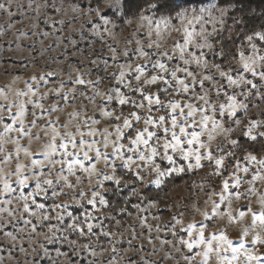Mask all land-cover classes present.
Here are the masks:
<instances>
[{"label": "rangeland", "instance_id": "374dc122", "mask_svg": "<svg viewBox=\"0 0 264 264\" xmlns=\"http://www.w3.org/2000/svg\"><path fill=\"white\" fill-rule=\"evenodd\" d=\"M204 6L213 9L214 14L220 18V23L216 24L215 35L211 39L213 47L211 49L196 47L197 44H202V41L198 39L201 26L192 21L189 15L188 21L191 22V26L186 24L183 32L178 36H170L167 50H165L147 46L149 36L139 28V22L141 16H147L151 18L154 27L167 32L169 27L167 21H172L177 27L181 24L180 19L173 20L172 16L155 15L153 12L144 11L135 18L123 20L121 10L114 11L106 7L104 0L100 4L93 5L91 0H0V166L4 169L6 166L10 168L12 186L18 189L13 195L23 192L31 198L35 191L33 181H30L27 190L20 189L15 183L16 159L14 156L12 163H3L5 153L8 155L14 153L16 145L13 141L19 139L22 145L30 146L33 156L25 158L21 155V161L25 165H30L31 159H45L38 153L45 150L52 137L47 120L43 124L37 121L39 127H31L33 116L39 114L40 109L31 108L30 105H28L29 111L24 126L34 136L38 135L39 139L22 136L15 130L5 135L7 127L15 129L19 125V121L14 117L19 109L14 106V102L30 99L28 96L17 95L29 86L33 91H37V96L31 99L37 103H45L43 115L49 120H58L59 123L55 126L63 135L64 130L69 129L73 124L77 126L72 128V132L77 133L78 126L83 121L87 120L88 124H91L93 118L97 120L94 126L97 132L102 133L105 128L110 132L114 131L113 122L122 123V119L115 120L116 116L121 115L122 106L107 103L106 96L97 97L94 102H90L89 98L93 97L96 91L108 93L110 89L115 90L117 81L113 78V74L118 76L122 65L131 64L133 71L138 66H143L150 71L152 62L161 59L172 66L182 65L183 61L180 60L177 45L185 42L186 32L194 34L193 43L189 45L186 53L199 54L202 51L209 64L217 65L234 77L237 73L246 77L250 76V73L245 74L241 70L238 63L239 53L243 51L246 55L252 54L251 44L247 39L249 36L253 37V43L264 53V41L256 38L257 33H264V31L247 35L240 44L235 46L236 55L232 54L221 61V58L225 56L222 42H231L233 38L239 37L242 29L238 28V22L233 17L231 19L229 9L217 8L212 3ZM208 20L209 23L205 27L208 31H212L211 17H208ZM141 49L149 54L147 59L140 56ZM169 57H171L170 60ZM185 58L187 59L186 54ZM189 68H196V65L192 64ZM209 71H214L215 77L219 79L220 73L214 68L198 69L200 74ZM78 78L90 80L91 84L86 87L79 85L75 83ZM196 78L200 79V75ZM131 83L136 82L131 81ZM254 83L264 87V82L254 80ZM197 88L199 90V85ZM123 90L131 92L130 89ZM233 90L229 89V91ZM153 91L155 92L156 89L154 88ZM252 91L256 90L252 89ZM40 96L46 97V101H41ZM61 96L66 98L61 100ZM260 98V93L257 92L250 105L249 119L255 117L257 120H264V116L261 115L264 108L260 106ZM169 99H180L182 103L184 102L183 97L170 96ZM53 107L59 110L49 114L48 110ZM101 109L113 111L115 116L112 119L106 118L100 114ZM144 113L148 114V110L144 109ZM124 114L126 115L127 112ZM160 114L156 112V115ZM140 127L143 128L144 125L141 124ZM79 130L87 133L89 129L87 125H84ZM130 132L131 130H125L127 137L123 141L125 149L129 146L128 140L135 134L132 132L129 135ZM76 139L80 140L81 137L77 135ZM83 139L89 141L92 138L85 135ZM95 139L100 141L102 137L97 135ZM60 142L58 138L56 143ZM38 144L43 150H36ZM76 151L81 155L85 168H91L93 165L100 168L94 157L84 160L82 153H79V150ZM247 151L250 150L245 152ZM243 155L244 153H241L238 158H242ZM59 158V156L56 157V159ZM133 158L137 157L133 156ZM108 159L111 161L115 157L109 155ZM175 159V167H185L188 163L181 161L178 154L175 155ZM157 163L162 164L164 168L170 167L167 161L161 162L159 158ZM60 167L57 164L56 169H53L54 180L56 179L55 171ZM26 171L30 176L35 175L30 168ZM137 171L138 169L133 173L117 163V175L122 177L121 183L118 185L114 181H104L103 175H100L99 179L105 185L104 189L100 190L96 184L89 185L86 173L77 169L75 175H69L65 166L64 175H69V182L77 184V181H83V183L77 184L74 190H69L63 186V182H60L56 185V191L64 195L53 196L52 189H48L47 196H37L36 203L44 204L43 212L35 205H31L29 214H26L23 212V202L13 200L11 205L13 214L4 215V219L0 220V264H189V261L185 260L188 250L179 243L180 239L187 238L182 227L186 228L189 223H195L197 227L207 226L206 235L210 236L217 229L223 230L227 226L226 219L215 218L212 212L211 203L218 200V195L207 194L214 186L217 193L220 191V178L208 176L207 179L211 181L208 183L205 177L209 169L173 173L174 178L182 177V180L171 185L166 198L151 200V197L157 194L153 191L147 192V188L158 189L171 175L162 178V184L157 187L153 183L145 185L144 180L137 177ZM125 181L129 183L125 184ZM201 184L204 185L203 188L200 187ZM120 185H124L123 188L119 187ZM130 185H133L132 190L127 188ZM257 186L258 195H264V184ZM247 188L248 185L245 184L240 191L244 192ZM81 190L89 194L100 191L106 200L113 190L116 194H123L122 190H124L127 193L122 197L129 206L132 202L133 210L125 212L124 207L112 212L109 204L107 207L99 203L90 205L87 203L90 196L77 197L81 200V203L77 205L69 199V196H75ZM258 195L247 199L242 198L233 203L234 215H238L240 211L245 212L243 222H233L227 227V235L233 241L234 247L240 246L243 239L241 230L252 223V213L258 214L264 211ZM17 204H20L19 208ZM58 204L61 206L59 213L63 215V220L59 222L57 220ZM65 206L71 216L64 213ZM0 207L8 206L0 205ZM221 207L225 213L228 211L227 204L222 203ZM31 212H37V216H31ZM204 212L209 215L203 216ZM41 215L49 216L50 220H41ZM88 216L94 217L88 221L94 225V234L85 231L81 235L71 230L74 221H82ZM174 218L182 219L183 226L175 224ZM45 221L48 223L45 224ZM50 227L54 231L50 232ZM255 231L264 236V229L257 227ZM51 245L56 247L50 248ZM245 247L249 250L254 249L257 255L264 256V246L253 244L251 233L245 240ZM93 252L95 255H92ZM199 261L200 258H197L196 264H199ZM212 264H217L215 257L212 259ZM239 264H246L243 257Z\"/></svg>", "mask_w": 264, "mask_h": 264}, {"label": "snow or ice", "instance_id": "6c2138e0", "mask_svg": "<svg viewBox=\"0 0 264 264\" xmlns=\"http://www.w3.org/2000/svg\"><path fill=\"white\" fill-rule=\"evenodd\" d=\"M193 33H185V42L178 44L177 48L180 52V60L182 65L172 66L166 60H154L151 70H146L143 66H138L134 69L131 64L122 65L118 76L113 74V78L117 81V88L109 90L108 93L96 91L93 97H90V102H94L97 97L106 96V102L109 104L116 103L121 108V115L116 116L115 120L122 119V123L113 122L114 131L119 140L116 144L110 138L112 132L107 128L102 133L95 130L94 126L97 123L96 119H91V124L85 120L78 126L77 133H67L61 135L58 128L55 126L59 121L49 120L43 115L45 111V103H37L31 97L37 96V91H33L29 86L24 92H18V96H28L27 101L20 100L14 102V106L19 109L14 117L19 121L18 127L6 128L5 135L15 130L22 136L39 139L38 135H33L24 123L27 119L28 105L31 108L40 109L39 114H34L31 127H39L47 120V126L50 128L52 137L45 150L38 153L45 157L44 160L31 159L30 165H25L21 161V155L25 158H30L33 153L30 146H24L19 139L13 141L16 148L12 155L5 153L3 163H12L13 156L16 159L15 183L20 189L27 190L30 181L35 183V191L31 198L20 192L19 195H13L17 192V188L12 186V173L5 174L4 167L0 166V205L8 207H0V216L12 215L11 205L13 200L23 202V212L29 214L30 206L35 207L43 212L44 204L36 203V197L40 195L47 196L48 189H52L53 196L64 195L62 192L56 191V185L63 181V186L69 190H74L77 184L83 181H77V184L69 182V175H75V171H80L88 175V183L91 184V179L97 172V165L91 168H85L81 161L95 158L97 164L101 160L110 161L109 155L115 157L110 161V166L113 169L112 173L100 172L103 175L104 181H114L116 184L121 183L120 176L117 175V160H122L121 167L131 170V165L137 161L147 165L158 164L157 159L161 156L165 157L164 161L168 162L170 167L164 168L162 164H158L159 177L153 184L159 187L162 184V178L170 176L173 173H184L193 170L209 169L205 180L208 176L220 178V191H215V186L209 190V196H217L218 200L211 203L212 212L215 218L226 219L227 226L223 230L217 229L212 235L207 236V226L197 227L195 223H189L186 228L182 227L186 239H180L179 243L187 248L188 255L185 260L189 264H196L197 258H200L199 264H212V259L215 257L217 264H239L241 257L244 258L246 264H264V256L257 255L255 250H249L245 247V240L252 234V243L264 246V236L256 233L257 227L264 229V211L252 213V223L241 230L242 240L239 247L233 246V241L227 235V227L233 222L241 223L245 220V212L240 211L238 215L233 214V203L244 198L257 196L259 188L257 185L264 184V120H257L250 116V105L253 103L257 92L260 93V106L264 108V87L254 80L264 82V53L253 43V37L247 39L251 44V55H246L243 51L239 53L238 63L241 66L243 73L250 76L236 74L234 77L227 71L221 70L217 65L209 64L204 58L205 54L201 51L199 54L191 53L190 58H185L186 50L193 43ZM256 38L259 41H264V33H257ZM203 45H197V48H203ZM167 55V53H165ZM140 56L145 59L149 54L140 50ZM169 60L171 57L168 58ZM195 64L196 68L190 69L189 66ZM214 68L219 71V79L215 77L214 71H209L205 74H200L198 69ZM260 69L259 71L257 69ZM181 73L183 75L181 76ZM200 75V79H197ZM131 81H135L133 84ZM210 83L206 84L205 82ZM75 83L83 86L91 84V81H85L83 78H78ZM162 85V87H161ZM199 85V90L197 88ZM122 86V87H121ZM156 89L154 92L153 89ZM123 89H130L131 92ZM229 89H234L229 91ZM255 89L256 91H252ZM214 93V95H213ZM59 95V91L57 90ZM83 94V92L81 93ZM138 94V95H137ZM170 96L183 97L184 102L180 99H169ZM66 96H61L64 100ZM46 97L40 96L41 101H46ZM202 102V103H201ZM130 109V110H129ZM144 109L148 110V114L144 113ZM58 108L49 109V114L58 111ZM124 112H127L125 115ZM156 112L161 113L156 115ZM166 113V114H165ZM100 114L106 118L112 119L115 113L110 110L101 109ZM264 116V112L261 113ZM39 121V124L37 123ZM144 127L141 128L140 125ZM87 125L88 131H80L79 128ZM67 127V125H64ZM131 130L129 135L134 132V136L128 140L129 146L125 149V141L127 139L125 130ZM47 130V129H45ZM81 137L80 140L76 136ZM87 135L92 138L89 141L83 139ZM100 135L102 139L97 141L95 137ZM239 136L238 140L236 137ZM60 143L57 144V139ZM246 138V140H245ZM101 141L104 144L103 150L99 146ZM109 144L113 145L111 153L106 150ZM216 146L213 147L212 145ZM253 148V151L245 152V145ZM259 145V152L254 148ZM62 149V151H59ZM71 149V151H70ZM148 152V155H145ZM129 153H138L134 159ZM244 153L242 158L240 154ZM179 154L181 161H187L185 167H175V155ZM59 156V159L56 157ZM61 167L55 171L56 165ZM47 165V170H45ZM69 175H64V170ZM35 174L30 176L26 169H29ZM166 169V170H165ZM141 169L137 171V177L144 180L141 175ZM230 173V174H229ZM35 177V179H33ZM248 185L246 191L241 192L240 189ZM97 188L103 190L105 185L98 180ZM200 187H204L203 184ZM87 203L95 205L97 203L108 206L107 201L100 191H93L90 194L83 190L76 193L75 196H69L75 204H80L81 200L77 197H89ZM258 199L264 206V195H258ZM228 205V211L225 213L221 204ZM60 205H57V220H63V215H60ZM63 211L68 216L71 213L67 212V207ZM31 216H37V212H31ZM207 217L209 213H202ZM41 220H50L47 215H41ZM94 219L93 216H88L82 221H74L72 231L78 234H84L85 231L93 233L94 225L88 221ZM31 223V221H27ZM177 225L183 226L182 219L174 218ZM50 231H54L51 227ZM106 235V234H105ZM92 255H95L93 252Z\"/></svg>", "mask_w": 264, "mask_h": 264}, {"label": "trees", "instance_id": "16d2710c", "mask_svg": "<svg viewBox=\"0 0 264 264\" xmlns=\"http://www.w3.org/2000/svg\"><path fill=\"white\" fill-rule=\"evenodd\" d=\"M91 1L93 5L100 4L102 0ZM178 3H199L201 5H205L210 2L209 0H125V5L121 8L122 19L128 20L130 18H135L144 11L153 12L155 15L170 16L169 12ZM219 4L222 8L229 9V15L231 16V19L233 17L238 22V28L242 29L239 37L233 38L231 42H222L225 56L224 58H221V61H224L232 54L236 55L235 46L240 44L243 38H245L249 34L264 31V0H219ZM239 139L240 138H238V140ZM254 148L257 152H259V145H255ZM246 150L253 151V148L247 147L246 144L245 151ZM173 176L175 175H171L169 178H167L164 184L158 189H153L151 187L147 188V192L153 191L155 192V194H157V196L151 197V200H157L158 198L162 200L166 198V194L169 193L171 185L173 183H179L182 180V177L174 178ZM123 186L124 185H120L119 187L123 188ZM130 186L127 188L132 190L133 185L131 187ZM114 191L115 190H113V193L108 194L107 196V200L109 201L112 212H116L118 208L122 209L124 207L125 212H131L133 210V208L131 207L132 202L129 206L128 202H125L124 198L122 197L123 194H126L127 192L122 190L123 194H116L114 193ZM48 221H45V224L48 223ZM53 247H56V245L50 248Z\"/></svg>", "mask_w": 264, "mask_h": 264}, {"label": "clouds", "instance_id": "9594fccd", "mask_svg": "<svg viewBox=\"0 0 264 264\" xmlns=\"http://www.w3.org/2000/svg\"><path fill=\"white\" fill-rule=\"evenodd\" d=\"M210 3L214 4L217 8H220L219 0H209ZM104 4L106 7L113 9L114 11H120L122 6L125 5V0H104ZM175 14V15H173ZM169 15L172 16V19H180L181 24L177 27L174 26L172 21H167L169 27L167 32L161 31L159 28L154 27L151 18L147 16H141L140 22H139V28L144 30L145 33L149 36V40L146 42L147 46L149 47H157L161 49L167 50V45L169 43V37L178 36L179 33L183 32L185 25L191 26V22L188 21V16L190 15L192 18V21H195L200 24L201 30L198 34V39L202 41V44L204 47H207L211 49L213 47L211 43L212 37L215 35L216 31V24L220 23V18L214 14L213 9L201 5L199 3H178L170 12ZM208 17H211V23H212V31H208V29L205 27L207 23H209ZM155 41V43H153ZM198 45V44H197ZM196 45V47H197ZM140 47H143L144 45H138ZM187 58H190L191 53H186ZM76 124H73L70 126L69 129L64 130V133H71L72 128L76 127ZM112 141H114L116 144H119V140L117 139V135L115 131H112V136L110 138ZM101 148H104V144L101 141L100 145ZM213 147L216 145L213 144ZM36 150H43L42 147L38 144ZM113 150V145L109 144L106 152L111 153ZM148 152H145V155H148ZM132 156H138V153H132ZM179 155V154H178ZM165 157L161 156L160 161H164ZM116 163L121 164L122 160H117ZM100 168L97 169L96 175H94L91 179V184H97L100 177L101 170L103 172L112 173L113 169L110 166V161L101 160L99 162ZM136 169H141V175L144 178V184H150L153 183L158 177H159V171L158 164L153 165H147L143 162L137 161L136 163L131 165V172L135 173ZM166 170V169H165ZM6 174L10 173V168L6 166L5 168ZM54 178V177H52ZM56 178V177H55ZM35 179V177H33ZM122 179V177H120ZM63 182V181H61ZM129 183V181H125V184ZM20 207V204H17V208ZM4 217L0 216V220H3ZM50 231V230H49ZM51 232V231H50Z\"/></svg>", "mask_w": 264, "mask_h": 264}]
</instances>
